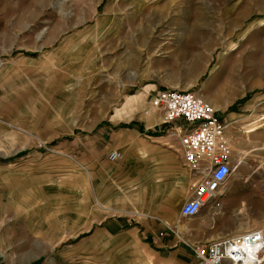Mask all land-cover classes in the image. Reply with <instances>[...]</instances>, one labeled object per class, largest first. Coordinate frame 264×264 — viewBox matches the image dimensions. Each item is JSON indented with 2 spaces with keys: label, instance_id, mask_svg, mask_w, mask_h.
I'll return each mask as SVG.
<instances>
[{
  "label": "rangeland",
  "instance_id": "rangeland-1",
  "mask_svg": "<svg viewBox=\"0 0 264 264\" xmlns=\"http://www.w3.org/2000/svg\"><path fill=\"white\" fill-rule=\"evenodd\" d=\"M166 87L213 103L245 148L197 216L218 236L264 227V0H0V264H190L97 185L128 103Z\"/></svg>",
  "mask_w": 264,
  "mask_h": 264
},
{
  "label": "crops",
  "instance_id": "crops-1",
  "mask_svg": "<svg viewBox=\"0 0 264 264\" xmlns=\"http://www.w3.org/2000/svg\"><path fill=\"white\" fill-rule=\"evenodd\" d=\"M153 94L149 99H147L148 95H135V98L128 103V107L131 115L135 114L137 117L127 122L118 121L113 126L118 132H116L115 141L107 144L106 149L109 151L117 148L121 151V156L117 160L107 159L98 164L97 185L102 203L100 205L105 212L106 210L113 212L117 190L125 188L130 197L128 211L135 216L133 218L135 227L144 231L148 235L147 240L156 246H178L179 244L190 246L195 242L215 239L221 235L208 231L211 222L208 212H204L201 216H193L197 224L188 226L185 224V218L192 217L182 216L180 207L170 206L171 189L183 185V194L179 197L185 200L190 195L193 185L202 177L201 168L208 161L201 160L199 168L195 170L184 165L178 136L169 133V124L164 121L162 110L152 106ZM211 104L215 107L213 103ZM227 117L234 128L235 115L232 112ZM225 122L224 139L234 170L242 161L245 148L235 147L231 142L232 138L239 137L240 134L236 136L230 134L227 128L229 123ZM123 123L126 125H122ZM171 165L178 168L169 170ZM103 188L104 196L101 194ZM220 191L222 193L224 188ZM206 205H203L200 210ZM113 215V213L110 214V216ZM166 228L174 229L177 240L166 237L168 235Z\"/></svg>",
  "mask_w": 264,
  "mask_h": 264
},
{
  "label": "built area",
  "instance_id": "built-area-1",
  "mask_svg": "<svg viewBox=\"0 0 264 264\" xmlns=\"http://www.w3.org/2000/svg\"><path fill=\"white\" fill-rule=\"evenodd\" d=\"M152 106L163 112L170 134L178 136L184 165L195 169L199 162L208 163L202 177L193 185L190 195L180 206V213L192 217L203 205L216 201L233 171L224 131L226 122L219 109L204 97L185 88L158 89L151 97ZM121 151L108 152L109 160H117ZM190 264H264V227L255 226L237 233H226L215 239L190 245Z\"/></svg>",
  "mask_w": 264,
  "mask_h": 264
},
{
  "label": "bare ground",
  "instance_id": "bare-ground-1",
  "mask_svg": "<svg viewBox=\"0 0 264 264\" xmlns=\"http://www.w3.org/2000/svg\"><path fill=\"white\" fill-rule=\"evenodd\" d=\"M211 105H212V104H211ZM252 130H254V129H250L249 131H252ZM223 188H224V187H223ZM223 188H222V189H223ZM219 191H220V190H219Z\"/></svg>",
  "mask_w": 264,
  "mask_h": 264
},
{
  "label": "trees",
  "instance_id": "trees-1",
  "mask_svg": "<svg viewBox=\"0 0 264 264\" xmlns=\"http://www.w3.org/2000/svg\"><path fill=\"white\" fill-rule=\"evenodd\" d=\"M122 125H126L125 123H123Z\"/></svg>",
  "mask_w": 264,
  "mask_h": 264
}]
</instances>
